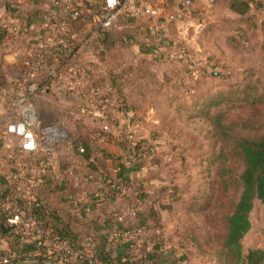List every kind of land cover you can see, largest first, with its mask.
Here are the masks:
<instances>
[{"label":"crops","instance_id":"obj_1","mask_svg":"<svg viewBox=\"0 0 264 264\" xmlns=\"http://www.w3.org/2000/svg\"><path fill=\"white\" fill-rule=\"evenodd\" d=\"M151 1L159 3L162 0ZM179 1L165 0L166 10L175 11ZM215 1L208 7L205 0H193L194 10L188 19L164 22L163 32L167 38L183 41L192 54L190 59L185 57L170 60L146 46L151 41L150 19L142 15H128L121 10L116 24L102 31L96 28L95 22L101 0H83V7L90 12L85 20L73 21L69 28L74 36L75 47L82 55L91 50L105 62L107 46H112L118 52H124V55L131 50V63L138 59L149 62L148 66L151 65L153 69H131L126 72L129 74L124 77L137 78L135 87L139 90L133 93L128 89L126 92L123 86L124 92L119 97L111 85L100 86L105 90L106 102L112 104L107 118L84 111L89 104L88 95L79 92L76 82L67 75L48 82L46 88L35 95L32 100L35 108L57 110L54 119L58 122L53 123L65 124L70 135L58 147L56 156L49 158V166L45 169L40 161L48 157L40 151H35L33 155L20 153L17 149L18 138L14 135H8L9 143L0 146V224L5 220L6 224L12 225L7 222V218L17 206L27 210L32 208V211L24 213L23 224L17 225L15 229L16 233L22 235L16 250L22 251V244L32 242L30 236L34 231L29 230L25 223L33 225L29 217L32 214L39 226L68 235L77 247H85L88 252L93 249L106 251L108 264H121L117 256L124 248V242L130 244V249L136 244L141 246L142 252L156 253L152 264L185 262L180 250L171 251L173 241L168 240L178 227L180 215V201L170 203L168 166L170 167L171 157L180 154L182 148L180 144L175 147L170 144L174 133L169 132L171 120L161 111L158 103L165 102L169 107L174 102V97L169 99L168 94L183 97L188 89L193 93H201L203 80L215 79L216 71L210 68L215 57L212 42L209 41L211 30H215V23L219 20L216 16L219 0ZM233 1L228 0L225 12L244 14L231 8ZM49 8L48 0H0L1 114L6 105L3 97L7 98L9 94H26L28 78L23 72L26 61L33 52L42 43L54 45L55 40L64 37L61 30H52L48 25ZM76 27L81 28L74 32L72 29L75 30ZM98 31L103 33L94 42L92 35ZM39 32L43 34V39H37ZM83 35L89 37L88 43H82ZM138 44H143L146 49H139ZM125 46L130 47L126 49ZM188 60L194 63V70L187 69L188 64L183 61ZM144 71L151 74L146 75ZM115 74L122 77L124 73L117 69ZM158 91L164 95L158 99L149 98V93ZM121 102L125 106L123 112L119 109ZM80 125L83 135L77 136L75 130ZM102 134L108 135V140L101 142L99 135ZM136 142L141 145L137 151L134 148ZM80 147L84 149L83 152H79ZM101 148L110 154V158L97 156ZM136 163V171L130 173L131 180L124 196L112 200H93L96 198L93 193L102 185L101 174L104 170L126 168ZM139 191L145 195L144 198L137 195ZM138 198L141 199L139 202ZM160 204L172 206L159 209L161 225L154 227L148 212L150 207H159ZM39 207L43 210L39 211ZM132 208L136 209L134 216L131 215ZM116 211L123 212L122 217L111 219V214ZM157 237L164 238L165 241L158 249H153ZM36 248L29 256H40L46 261L36 259L30 264H67L53 254H48L46 248L41 249L42 253L37 246ZM172 255L177 259L173 260ZM14 259L15 252L11 251L8 239L0 235V264H12Z\"/></svg>","mask_w":264,"mask_h":264},{"label":"rangeland","instance_id":"obj_2","mask_svg":"<svg viewBox=\"0 0 264 264\" xmlns=\"http://www.w3.org/2000/svg\"><path fill=\"white\" fill-rule=\"evenodd\" d=\"M235 1L244 2L245 0ZM227 3L228 0H219L216 13L219 20L215 23V30H211L209 39L212 42L213 57H215V62L210 68L216 71L215 79H204L201 93L189 91L183 97H176L172 93L166 94L169 99L174 97V102L170 103L169 107L165 102L158 103L161 111L171 120L169 132L174 133L170 144L173 147L180 144L182 148L180 154L171 157L168 168L171 193L176 195L179 201H190L184 205L187 212L186 217L183 220L179 215L177 222L179 228L185 230L183 235L185 244L184 246L178 245L180 242L178 237H175L177 243H173L174 247H171L172 252L181 251L180 255L186 259L183 264H217L216 252L221 245L218 236L222 233L220 214L228 210L223 203L232 198L236 199L240 192L236 182L227 189L223 187V184L220 185L217 178V164L211 163L221 150L232 152L231 147L225 145L212 132L207 119L196 115L206 110L205 106L211 103L208 108L211 114L227 112L228 119H233L232 132L236 135L253 136L264 132V105L260 104L264 99V14L258 10L260 7L256 6L257 9L253 7L251 0L249 10L238 15L225 12ZM80 28L76 27L72 30L76 32ZM100 33L98 31L92 35L94 42L98 41L96 39ZM62 35L64 36V33ZM61 39L59 37L57 42ZM137 46L139 49H146L144 45ZM125 47L129 49L130 46ZM131 52L128 50L124 55V52L120 53L114 47L107 46L105 62L101 60L99 54L91 50L86 55L81 53L80 55L83 60L92 65L95 85L99 87L105 84L111 85L109 81L118 69L124 73L120 81L125 91L127 92L128 89L133 93L139 90L135 87L137 78L124 77L125 74H129L126 72L131 69L151 71L152 66H148L149 62L145 63L138 59L131 63ZM183 62H186L188 67L189 64L194 65L191 61ZM144 72L146 75L151 74V72L148 73L149 71ZM152 83L155 85V82ZM112 87L117 93L116 87ZM158 92L149 93V98L158 99L159 96L164 95ZM14 96V94H9L7 98L3 97L6 105L3 106L5 108H2V111L9 116H18L23 110L22 103L18 104L21 95ZM171 104L175 105L171 106ZM35 112L39 126L58 122L54 119V113L58 112L55 109L46 111L35 108ZM56 124L66 135H70L65 124ZM81 127V125L77 126L78 129L75 130L77 136L83 135ZM240 162L238 159L236 161V158L229 159V166L235 174L242 169ZM174 189L177 190L176 193L173 192ZM249 218L251 226L242 239V247L244 250L250 248L264 250V204L259 200H254ZM172 258L177 259L174 255ZM232 263L233 261L230 264Z\"/></svg>","mask_w":264,"mask_h":264},{"label":"built area","instance_id":"obj_3","mask_svg":"<svg viewBox=\"0 0 264 264\" xmlns=\"http://www.w3.org/2000/svg\"><path fill=\"white\" fill-rule=\"evenodd\" d=\"M48 1L50 3L47 17L48 25L52 27V30H61L64 37L59 42L55 40L54 45L42 43L26 61V69L23 73L28 78V83L26 94L19 97L18 104L22 103L23 108L19 115L9 116L7 113H0V146L9 143L8 135H14L18 138L17 149L20 153L33 155L35 151H40L48 157L40 161L44 169L49 166V158L56 156L58 147L68 139V135L56 123L43 126L37 124L35 106L32 100L39 91L46 88L48 82L65 75L72 78V81L76 82L75 86L78 87L79 92L88 95L89 104L84 111L87 110L93 116L107 118L112 105L106 102L105 90L92 82L94 71L92 65L81 58L79 50L75 47L74 36L69 33L70 24L76 20H85L90 12L89 9L83 7V0ZM212 1L205 0L208 7ZM121 10H124L128 15H142L151 20L152 25L149 27L151 41L146 46H150L152 51L164 54L168 59L192 58L191 51L183 41L167 38L163 32V25L166 21L188 19L194 10L193 0H180L176 10L172 12L166 10L165 0L159 3H154L151 0H101L100 8L95 15L96 28L102 31L112 28L116 24ZM262 13L264 14V4ZM36 37L43 39L44 36L39 32ZM81 40L83 44L88 43L89 37L83 35ZM188 69L194 70L190 64ZM119 109L121 112L124 111L121 106ZM99 140L101 142L106 141V135H99ZM78 150L79 152L84 151L82 147ZM111 170L112 174H115L116 169ZM109 187L119 188L115 180L105 190H108ZM1 194L0 192V202L2 200ZM97 195L98 191L93 193V197ZM140 200L138 198L137 201ZM138 202L134 206L135 208H137ZM14 210V213L7 218V222L19 225L23 224L24 213L32 211V208L27 210L17 206ZM135 214L136 209L132 208L131 215L134 216ZM111 215L113 218L120 219L123 212L116 211ZM29 217L33 225L29 226V222L25 223L30 228L29 230L34 231L30 240L38 248H46L48 254H53L67 264H79L86 259H89L92 264L99 263L95 257L94 249L88 252L85 247H77L75 241L64 237L58 231L39 226L38 222L34 220V215L30 214ZM141 250V246L136 244L130 249L133 264H152V260L146 256L147 252Z\"/></svg>","mask_w":264,"mask_h":264},{"label":"trees","instance_id":"obj_4","mask_svg":"<svg viewBox=\"0 0 264 264\" xmlns=\"http://www.w3.org/2000/svg\"><path fill=\"white\" fill-rule=\"evenodd\" d=\"M249 1L250 0H245L244 2H236L234 0L231 3V8L238 11L239 13H245L247 10H249ZM251 1L253 3V7L255 6L254 8L256 9L257 7H260L258 8V10L262 12L264 0ZM1 36L2 33L0 31V41L2 39ZM120 79L121 76L119 74H113L112 80L109 81L112 86L116 87L119 97L123 92V85ZM119 104L125 111L124 104L122 102ZM210 104L205 106L206 110H204L203 112H198L196 116L202 119H207L212 128V132L216 134V136H218L225 145L230 146L232 149V152L221 150L216 155V157L213 158L211 163L217 164V178L220 185L223 184V187L227 189L230 185H232V183L234 184V182H236L240 189V192L236 199L232 198L229 201L227 200L223 203V205H226L228 207V210L226 212H221L220 214L222 221V233L218 236L221 245L219 250L216 252L217 264H230L232 261V264H264L263 249L250 248L244 250L242 247V239L251 226L249 214L253 207L254 200H259L262 204H264V132L253 136L236 135L232 132V130L234 129L232 122L233 119H228V113L220 112L217 114H211L208 111ZM260 104L264 105V99ZM106 139L108 140V135H106ZM140 147V142H136L134 146L135 150L137 151ZM97 153V156H100V158H110V154L102 148L99 149ZM230 158H236V161L237 159L241 161L240 163L242 164V169L238 174H235L234 171L231 170L229 166ZM137 164L138 163L126 168L118 167L115 174H112V170H104L101 174L102 185L97 190L98 195L96 196V198H93V200H112L116 197L124 196L127 192L126 186L131 180L130 173L136 171ZM114 180L119 188H116V190L109 187L108 190H105V188L107 186H110ZM173 192L176 193L177 190L174 189ZM137 195L139 197L141 196V198H144L145 196L140 191ZM177 200L178 199L176 198V195H173L171 193L170 203ZM181 201L180 215L181 219L183 218L184 220L187 215L184 205L190 203V201ZM171 206L172 204H160L159 207H155L154 205L150 207L148 213L154 227H160L161 225L159 218V209L163 207L171 208ZM38 210L42 211L43 209L42 207H39ZM111 219L116 218L111 217ZM16 227V224H6L5 220H3L0 224V235H4L8 239L11 251L15 252V259L14 263L12 262V264H30L33 262V260L36 259L46 261L45 258H41L40 256H29V254L32 253L36 248L34 242H31L30 244H22V251L16 250V247H18V245L21 243L20 240L22 239V235L15 232ZM184 231L181 230L178 226L173 235L168 237V240L173 241V243H177L175 237H178V240L180 242L178 243V245L184 246ZM61 235L70 238L68 235L62 233ZM70 239L72 240V238ZM163 239L164 238L157 237L155 239L153 249H158L160 247V244L165 241ZM122 245H124V248L117 256L118 261L121 264H133V261L131 259L132 253L130 252L129 247L130 244L128 245V242H124V244ZM38 250L41 251L40 248ZM146 256L148 259L152 260V258L156 256V253H147ZM95 257L99 261L98 264H108V254L106 253V251L97 249L95 251ZM83 264L92 263L89 262V259H86Z\"/></svg>","mask_w":264,"mask_h":264},{"label":"water","instance_id":"obj_5","mask_svg":"<svg viewBox=\"0 0 264 264\" xmlns=\"http://www.w3.org/2000/svg\"><path fill=\"white\" fill-rule=\"evenodd\" d=\"M215 74H216V72H215Z\"/></svg>","mask_w":264,"mask_h":264}]
</instances>
